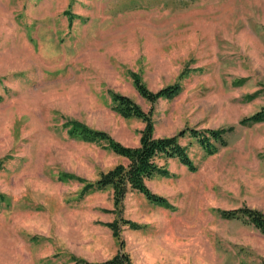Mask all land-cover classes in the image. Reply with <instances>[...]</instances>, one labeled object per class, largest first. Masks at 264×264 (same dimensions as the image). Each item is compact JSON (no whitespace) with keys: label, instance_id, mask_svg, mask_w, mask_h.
Returning a JSON list of instances; mask_svg holds the SVG:
<instances>
[{"label":"rangeland","instance_id":"1","mask_svg":"<svg viewBox=\"0 0 264 264\" xmlns=\"http://www.w3.org/2000/svg\"><path fill=\"white\" fill-rule=\"evenodd\" d=\"M179 84L155 103L138 93ZM113 92L152 111L155 135L233 130L209 155L186 135L196 165L166 163L148 180L165 207L111 188L83 192L124 159L72 121L137 146L145 123L123 117ZM264 0H0V264L103 261L120 249L107 225L122 217L133 264H264V234L222 211L264 213Z\"/></svg>","mask_w":264,"mask_h":264},{"label":"trees","instance_id":"2","mask_svg":"<svg viewBox=\"0 0 264 264\" xmlns=\"http://www.w3.org/2000/svg\"><path fill=\"white\" fill-rule=\"evenodd\" d=\"M134 82L141 97L151 103H155L160 98H172L181 91L179 84L166 86L156 92L151 91L137 74H134ZM113 101L116 104V109L123 117H135L145 123L141 130L139 145H124L108 132L91 128L79 121L70 122L69 133L85 140L102 141L115 154L124 159V162L118 163L107 172H102L97 180L87 181L83 187V192L111 188L115 207L119 210L122 209L127 194L134 191L143 194L154 204L171 207L172 204L167 197L152 191L147 184L148 180L154 176L165 177L170 175L169 168L166 163H161V160L167 162L169 159H177L194 171L197 167L189 154L188 147L181 143L180 137L189 132V136L195 139L207 154L212 155L219 148L228 144L227 135L233 130L232 127L204 130L186 128L176 135L157 137L152 111H145L128 95L113 92ZM261 122H264V105L252 115L241 120L243 125ZM222 215L227 219L237 218L250 223L264 234V213L258 209L243 207L224 210ZM107 225L112 230L114 237L119 240L121 249L109 259L97 262L79 260V264H133L131 254L124 250L121 228L128 226L131 229H140L142 226L122 217L109 222Z\"/></svg>","mask_w":264,"mask_h":264}]
</instances>
